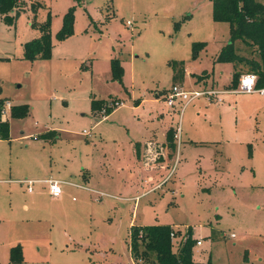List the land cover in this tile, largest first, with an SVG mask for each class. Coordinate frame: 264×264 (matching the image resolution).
<instances>
[{"label":"rangeland","instance_id":"rangeland-1","mask_svg":"<svg viewBox=\"0 0 264 264\" xmlns=\"http://www.w3.org/2000/svg\"><path fill=\"white\" fill-rule=\"evenodd\" d=\"M20 7L13 24L0 19V98L28 106L25 115L4 116L0 264H136L131 227L157 224L172 227L173 252L191 237L192 264H264V94L231 87L246 65L215 61L230 33L227 22L213 20L211 1L22 0ZM71 7L73 32L59 41ZM47 20L50 57L24 58L23 43ZM196 43L203 46L193 58ZM234 45L259 58L253 46ZM112 58L120 81L111 78ZM173 85L221 93L169 106ZM93 99L116 103L108 115L93 114ZM54 130L57 139L37 137ZM48 178L62 181L59 201ZM16 245L22 260L11 263ZM147 261L156 264L153 251Z\"/></svg>","mask_w":264,"mask_h":264},{"label":"trees","instance_id":"trees-1","mask_svg":"<svg viewBox=\"0 0 264 264\" xmlns=\"http://www.w3.org/2000/svg\"><path fill=\"white\" fill-rule=\"evenodd\" d=\"M22 0H0V19L7 24H13L19 17ZM77 3L83 0H74ZM212 3V18L214 21H223L229 24V41L217 53L215 61L243 63L249 71L257 75L256 87H264V4L258 0H210ZM40 3L32 2L30 7L35 12ZM73 10L69 8L62 17V25L56 34L57 40H63L73 32ZM32 22V25H35ZM40 35L23 43V55L28 60L48 59L50 57L52 43L50 35V21L38 24ZM253 46L259 58H249L239 54L234 45L235 42ZM203 43H196L192 47V56L196 54ZM111 78L121 80L123 73L120 61L117 58L111 59ZM245 72V73H246ZM244 73V72H243ZM242 73L236 70L232 75L231 87H237L239 77ZM7 100L0 98V140L10 139V125L8 118H2L1 110ZM111 105L101 99L91 101V111L93 114L103 110L104 115H108L113 110ZM12 116H22L28 112L26 104L11 106ZM176 131V130H175ZM174 130L170 128L166 132L167 141L173 139ZM52 132L41 134L42 139L52 137ZM168 142V143H169ZM170 148L174 147V140L169 143ZM140 232V233H139ZM171 233L172 227L164 224L149 226H132L130 230V251L136 264H148V253H155L156 264H192V246L194 241L187 237L177 252L172 250ZM11 263L22 260L20 245L12 246L9 252ZM263 264V263H255Z\"/></svg>","mask_w":264,"mask_h":264},{"label":"built area","instance_id":"built-area-1","mask_svg":"<svg viewBox=\"0 0 264 264\" xmlns=\"http://www.w3.org/2000/svg\"><path fill=\"white\" fill-rule=\"evenodd\" d=\"M256 81H257V75L255 73H242L239 77V82H238V90L237 91H242V92H258L260 94H264V87H256ZM220 94V91H212V90H194V91H187L182 89L180 86L177 85H173L171 87V89L169 90V93L166 96V100L169 106H173V100L175 98H180L182 104H186L187 102L203 95V94H207L210 97L214 94ZM218 99V98H217ZM220 100V98H219ZM11 105L10 102L6 101L2 110H1V116H3L2 118H4V116L8 115V111L10 109ZM82 133L86 136H90V131L88 130H83ZM177 135V134H176ZM177 137V136H176ZM43 182H45L47 184V188H48V192L51 195V197L53 198H57L61 195L62 193V189L60 184L62 183V181H59L57 179H53V178H48L46 180H44ZM31 184L32 182L29 181L28 182V192L32 191L31 188ZM171 235L173 236V233H171ZM200 241L197 240L196 244L200 245Z\"/></svg>","mask_w":264,"mask_h":264},{"label":"crops","instance_id":"crops-1","mask_svg":"<svg viewBox=\"0 0 264 264\" xmlns=\"http://www.w3.org/2000/svg\"><path fill=\"white\" fill-rule=\"evenodd\" d=\"M223 91V90H222ZM227 91V90H226ZM224 93H225V91H223ZM9 102V101H8ZM95 116V115H94ZM50 132H52V135H54V136H52V137H50L49 139H48V141H50V140H54V139H57V138H59V132H57L56 130H54V131H50ZM167 132V131H166ZM41 134H45L44 132H42V133H39L38 135H37V137L38 138H40V139H42L40 136H41ZM84 135V134H83ZM86 136V135H85ZM87 137H91V134H90V136H87ZM43 140V139H42ZM44 140H46V139H44ZM166 143H167V139H166ZM153 144H159V143H153ZM164 144V143H163ZM163 146H165V145H162V147ZM161 147V153L163 154V156H164V153H163V148ZM168 147V146H167ZM142 144L140 143V142H137V143H135L134 144V148H133V150H134V153L137 155V157H140L141 155H142ZM151 162H153V161H151ZM151 162H149V163H151ZM157 162V161H156ZM84 170H82V178H83V180L84 181H88V176H87V173L86 172H83ZM46 180V179H45ZM44 181V180H43ZM43 183H45V182H43ZM46 184V183H45ZM85 189H87L86 187H84ZM47 190H48V188H47ZM49 193V192H48ZM50 195V194H49ZM53 198V197H52ZM62 198V193H61V195L59 196V197H57V198H53L54 200H56V201H59L60 199Z\"/></svg>","mask_w":264,"mask_h":264}]
</instances>
